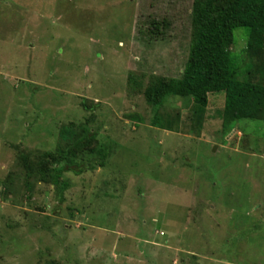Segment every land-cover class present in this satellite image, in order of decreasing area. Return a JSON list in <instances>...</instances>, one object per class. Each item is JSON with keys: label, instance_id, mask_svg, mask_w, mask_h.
Wrapping results in <instances>:
<instances>
[{"label": "rangeland", "instance_id": "rangeland-1", "mask_svg": "<svg viewBox=\"0 0 264 264\" xmlns=\"http://www.w3.org/2000/svg\"><path fill=\"white\" fill-rule=\"evenodd\" d=\"M192 5L0 0V264H264V118L224 129L219 91L170 96L152 124L144 96L182 76ZM245 34L229 50L264 83ZM85 129L105 157L78 150L96 167L63 171L62 192L23 167Z\"/></svg>", "mask_w": 264, "mask_h": 264}, {"label": "trees", "instance_id": "trees-1", "mask_svg": "<svg viewBox=\"0 0 264 264\" xmlns=\"http://www.w3.org/2000/svg\"><path fill=\"white\" fill-rule=\"evenodd\" d=\"M192 26L193 35L182 76L157 77L144 89L145 99L154 112L152 124H160L156 113L170 96H186L206 106L208 93L219 91L224 92L221 113L224 129H231L241 119H263L264 83L252 80L251 63L247 62L241 75L239 55L233 54L229 47L234 42V31L244 28L245 55L251 59L264 52V0H193ZM159 28V23L149 27L152 32ZM94 137L95 132L85 129L82 137L68 141L60 151H46L36 159L21 154L22 165L28 173L62 192L67 186L66 180L60 179L63 171L79 174L85 168L96 167L76 163L74 158L78 150L87 147L88 151L105 157L103 150L89 145ZM262 151L264 155V137ZM99 165H104L102 160Z\"/></svg>", "mask_w": 264, "mask_h": 264}]
</instances>
